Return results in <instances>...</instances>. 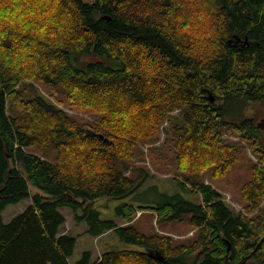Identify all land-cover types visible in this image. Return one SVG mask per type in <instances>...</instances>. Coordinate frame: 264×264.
Returning a JSON list of instances; mask_svg holds the SVG:
<instances>
[{
    "label": "trees",
    "instance_id": "trees-1",
    "mask_svg": "<svg viewBox=\"0 0 264 264\" xmlns=\"http://www.w3.org/2000/svg\"><path fill=\"white\" fill-rule=\"evenodd\" d=\"M16 8L32 14L5 21ZM263 108L264 0H0V264H264ZM162 129L173 179L195 196L142 205L140 145ZM247 146L256 161L239 211L206 178L225 177ZM107 197L125 199L127 224L102 218L95 202ZM61 207L89 235L132 247L74 260ZM144 210L157 223L187 218L196 233L148 235L133 224Z\"/></svg>",
    "mask_w": 264,
    "mask_h": 264
},
{
    "label": "rangeland",
    "instance_id": "rangeland-1",
    "mask_svg": "<svg viewBox=\"0 0 264 264\" xmlns=\"http://www.w3.org/2000/svg\"><path fill=\"white\" fill-rule=\"evenodd\" d=\"M39 90L46 96L50 97L43 86L39 85ZM63 108L76 119L84 122L93 120V114L91 112H85L84 110L75 108L67 102L63 104ZM261 123L264 124V108L263 113L258 118V124ZM262 126L264 128V125ZM162 130L163 131L159 133V136H157L158 138L155 141L146 142L140 145V149L144 154V160H138L137 164L146 166L150 172V177L144 187L137 192V201L142 205L156 204L158 201H163V195L165 194L174 195L181 193L187 199H194L195 196L194 194L184 192L173 179L175 164L173 162L171 148L165 140L166 136L164 129ZM233 139L237 140V137L233 136ZM157 147L160 148L159 151L155 154L151 153V150ZM31 150L35 153H41V150L36 147H31ZM251 159L256 161L251 149L247 146L246 150L239 155L235 166L225 177L213 179L208 176L206 178V182L215 186L222 193L225 201L239 211L244 210L243 206L245 203L241 193L242 187L252 177ZM22 170H24L23 167ZM30 189L32 193L38 192V189L32 185L30 186ZM124 201L125 199L118 200L107 197L98 199L95 202V205L100 210L102 218H113L117 219L119 223L127 224L128 222H124L120 217L118 218L116 211L117 207ZM29 203V199H24L17 204L8 205L3 212L4 221H11L15 215L24 211ZM60 210L64 213L67 219L62 229L77 236V244L73 256L74 260L81 258L83 252L86 250H91L93 253V259H97L105 250L132 247L127 242L117 237L116 234H105L102 239L89 235L84 232V230L87 229V224L84 222H78L71 208L61 207ZM133 224L138 230L148 235L158 232L162 234H170L179 240L193 238L192 236L196 233L195 228L188 223L187 218L182 221L172 220L164 223H157L155 213L150 210L138 211L133 220ZM249 264L259 263L256 260H251Z\"/></svg>",
    "mask_w": 264,
    "mask_h": 264
},
{
    "label": "clouds",
    "instance_id": "clouds-1",
    "mask_svg": "<svg viewBox=\"0 0 264 264\" xmlns=\"http://www.w3.org/2000/svg\"><path fill=\"white\" fill-rule=\"evenodd\" d=\"M17 12H20V8H16V11L11 12V13L3 12L2 16L5 21L11 22V23H23L24 17L32 14L31 12H24L22 15L17 16L16 15ZM28 28H31V25H25V30H27ZM40 31L43 32L42 29H40Z\"/></svg>",
    "mask_w": 264,
    "mask_h": 264
},
{
    "label": "crops",
    "instance_id": "crops-1",
    "mask_svg": "<svg viewBox=\"0 0 264 264\" xmlns=\"http://www.w3.org/2000/svg\"><path fill=\"white\" fill-rule=\"evenodd\" d=\"M118 218H119V217H118ZM66 220H67V219H66ZM115 220H117V219H115ZM85 231H86V230H84V232H85ZM64 232H66V231L64 230ZM67 232H68V231H67ZM105 234H111V235H112L113 233H112V232H108V233H105ZM105 234H104V235H105ZM104 235H103V236H104ZM103 236H101V237H96V238H98V239H102ZM115 238H116V237H115ZM116 240H117V239H116ZM116 242H117V241H116ZM115 244H116V243H115Z\"/></svg>",
    "mask_w": 264,
    "mask_h": 264
},
{
    "label": "water",
    "instance_id": "water-1",
    "mask_svg": "<svg viewBox=\"0 0 264 264\" xmlns=\"http://www.w3.org/2000/svg\"><path fill=\"white\" fill-rule=\"evenodd\" d=\"M100 136H101V137H104V135H102V134H101ZM107 140H108V138H107Z\"/></svg>",
    "mask_w": 264,
    "mask_h": 264
}]
</instances>
